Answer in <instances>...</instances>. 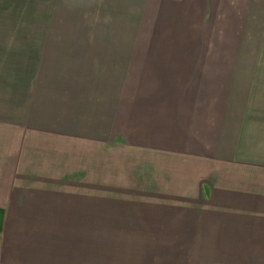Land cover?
I'll use <instances>...</instances> for the list:
<instances>
[{"label":"crops","instance_id":"crops-1","mask_svg":"<svg viewBox=\"0 0 264 264\" xmlns=\"http://www.w3.org/2000/svg\"><path fill=\"white\" fill-rule=\"evenodd\" d=\"M0 264H264V0H0Z\"/></svg>","mask_w":264,"mask_h":264}]
</instances>
